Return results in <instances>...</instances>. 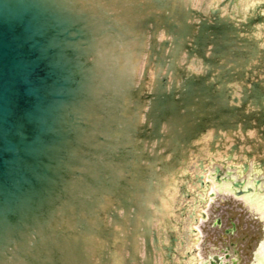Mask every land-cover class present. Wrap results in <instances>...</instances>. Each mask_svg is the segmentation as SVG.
<instances>
[{
    "label": "water",
    "instance_id": "water-1",
    "mask_svg": "<svg viewBox=\"0 0 264 264\" xmlns=\"http://www.w3.org/2000/svg\"><path fill=\"white\" fill-rule=\"evenodd\" d=\"M202 149L264 174V0H0V264H197Z\"/></svg>",
    "mask_w": 264,
    "mask_h": 264
},
{
    "label": "rangeland",
    "instance_id": "rangeland-1",
    "mask_svg": "<svg viewBox=\"0 0 264 264\" xmlns=\"http://www.w3.org/2000/svg\"><path fill=\"white\" fill-rule=\"evenodd\" d=\"M228 198H214L210 209L211 220L201 226L204 237V243L201 245L202 256L207 260L215 255L223 256L224 250L231 247V258L238 260L239 264H247L261 238L264 223L257 220L240 202ZM217 220L221 222V226H215L214 222ZM235 249L244 250L243 254L239 253L244 256L242 262Z\"/></svg>",
    "mask_w": 264,
    "mask_h": 264
},
{
    "label": "bare ground",
    "instance_id": "bare-ground-1",
    "mask_svg": "<svg viewBox=\"0 0 264 264\" xmlns=\"http://www.w3.org/2000/svg\"><path fill=\"white\" fill-rule=\"evenodd\" d=\"M255 210L261 215L262 218H264V215L262 214V212L260 210H258V209H255Z\"/></svg>",
    "mask_w": 264,
    "mask_h": 264
},
{
    "label": "crops",
    "instance_id": "crops-1",
    "mask_svg": "<svg viewBox=\"0 0 264 264\" xmlns=\"http://www.w3.org/2000/svg\"><path fill=\"white\" fill-rule=\"evenodd\" d=\"M243 251V250H242Z\"/></svg>",
    "mask_w": 264,
    "mask_h": 264
}]
</instances>
